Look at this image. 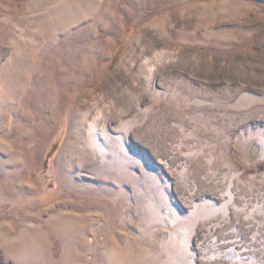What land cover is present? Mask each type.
<instances>
[{
  "label": "rangeland",
  "instance_id": "374dc122",
  "mask_svg": "<svg viewBox=\"0 0 264 264\" xmlns=\"http://www.w3.org/2000/svg\"><path fill=\"white\" fill-rule=\"evenodd\" d=\"M0 264H264V0H0Z\"/></svg>",
  "mask_w": 264,
  "mask_h": 264
},
{
  "label": "water",
  "instance_id": "95a60500",
  "mask_svg": "<svg viewBox=\"0 0 264 264\" xmlns=\"http://www.w3.org/2000/svg\"><path fill=\"white\" fill-rule=\"evenodd\" d=\"M256 150H257V146H254L253 149H252V153H253V155L256 154V152H257Z\"/></svg>",
  "mask_w": 264,
  "mask_h": 264
}]
</instances>
